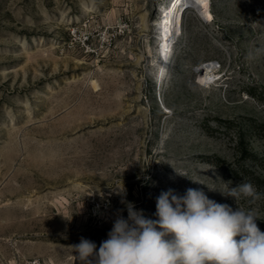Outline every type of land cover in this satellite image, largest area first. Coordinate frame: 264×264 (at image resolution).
<instances>
[{"label": "rangeland", "instance_id": "rangeland-1", "mask_svg": "<svg viewBox=\"0 0 264 264\" xmlns=\"http://www.w3.org/2000/svg\"><path fill=\"white\" fill-rule=\"evenodd\" d=\"M164 3L0 0V264H83L72 245L99 247L122 199L157 219L170 188L264 231V0L183 10L156 87ZM243 183L254 197L226 196Z\"/></svg>", "mask_w": 264, "mask_h": 264}, {"label": "clouds", "instance_id": "clouds-1", "mask_svg": "<svg viewBox=\"0 0 264 264\" xmlns=\"http://www.w3.org/2000/svg\"><path fill=\"white\" fill-rule=\"evenodd\" d=\"M241 195L254 197L253 185L240 184L226 196L239 200ZM121 202L127 217L124 209L117 210L99 247L83 237L72 245L83 264H264L258 217L210 199L203 189L188 188L183 195L162 191L156 198L157 219L146 217L132 201Z\"/></svg>", "mask_w": 264, "mask_h": 264}, {"label": "bare ground", "instance_id": "bare-ground-1", "mask_svg": "<svg viewBox=\"0 0 264 264\" xmlns=\"http://www.w3.org/2000/svg\"><path fill=\"white\" fill-rule=\"evenodd\" d=\"M164 1L165 3L163 6L161 15L158 19H156V22L153 24L154 29L157 28L156 31H154L157 35L156 41H155L156 45H154L155 52H153L152 49L149 50L150 52L149 54H151L152 56L151 57L152 63L157 68V71L154 75V78H155L154 80H156V87H157V82H159V80L160 81L162 80V82L164 81L163 82V85H164L166 81L164 80L166 78V77L164 78V75L166 74L165 76H168L169 74L168 73L169 64L166 63V60L168 61L170 53L174 52V49L177 46L173 44V41H174V38L176 40H179V29L178 28L180 26L179 25L180 16L183 10L191 7L197 10L203 18L209 19L208 17H211V13L208 10V0H206V3L204 2V0H164ZM160 44L162 45L161 52H160V47H159ZM172 57L170 58V62L172 61ZM214 68H215L214 62L206 63L202 66H199L198 70L201 71V74L199 76L201 81L205 83H207L209 80L211 81L214 75H216L213 72ZM159 71L162 74L161 77H159L160 76ZM93 83L94 85H96L95 81Z\"/></svg>", "mask_w": 264, "mask_h": 264}, {"label": "snow or ice", "instance_id": "snow-or-ice-1", "mask_svg": "<svg viewBox=\"0 0 264 264\" xmlns=\"http://www.w3.org/2000/svg\"><path fill=\"white\" fill-rule=\"evenodd\" d=\"M204 2L206 3V0H204ZM209 19H211V17H208Z\"/></svg>", "mask_w": 264, "mask_h": 264}]
</instances>
